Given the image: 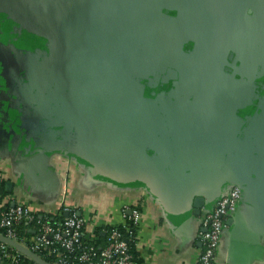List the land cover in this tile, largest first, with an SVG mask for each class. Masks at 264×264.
<instances>
[{"label": "crops", "instance_id": "crops-1", "mask_svg": "<svg viewBox=\"0 0 264 264\" xmlns=\"http://www.w3.org/2000/svg\"><path fill=\"white\" fill-rule=\"evenodd\" d=\"M194 1L207 19L198 50L214 55L197 71L180 66L189 84L175 77L152 98L132 76L129 90L111 89L125 79L102 78L98 101L76 85L86 79L87 58L83 48L76 58L66 39L71 27H84L78 13L92 5L0 0V202L29 207L38 219L31 233L46 214L68 208L64 217L82 218L84 236L104 245L97 234L138 208L141 264H199L203 208L234 180L245 192L217 264H264V25L242 3L236 18L217 0ZM251 2L264 10V0ZM44 42L50 50H39ZM197 196L206 198L200 215Z\"/></svg>", "mask_w": 264, "mask_h": 264}, {"label": "flooded vegetation", "instance_id": "flooded-vegetation-1", "mask_svg": "<svg viewBox=\"0 0 264 264\" xmlns=\"http://www.w3.org/2000/svg\"><path fill=\"white\" fill-rule=\"evenodd\" d=\"M82 1L92 5L82 10L83 14L78 13L87 22L84 27L79 26L84 34L71 27L68 34H72L66 39L67 43H74V54L83 48L81 56L87 58L80 64L87 72L86 79L80 76L76 85L82 89L104 90L101 100L106 91L102 78L125 79L124 85L111 89L129 90L132 76L140 82L144 92L154 98V94L173 87L175 77L184 84L193 79L191 75L183 77L182 70L178 71L180 66L188 72L197 71L206 66V58L214 55L207 49L198 50L197 42L199 46L201 41L198 37L204 34L199 24L207 19L202 18L194 0H104L98 5H93L91 0ZM67 43L64 49L68 48ZM201 45L207 48L204 42ZM51 47L44 42L39 50ZM76 58L81 57L77 54ZM260 84L254 89L256 99L251 116L257 111L262 95Z\"/></svg>", "mask_w": 264, "mask_h": 264}, {"label": "built area", "instance_id": "built-area-1", "mask_svg": "<svg viewBox=\"0 0 264 264\" xmlns=\"http://www.w3.org/2000/svg\"><path fill=\"white\" fill-rule=\"evenodd\" d=\"M243 199V189L239 183L230 182L227 188L217 196L213 203L203 208L200 225L202 251L199 264H217L216 254L220 239L227 223L234 217ZM68 212V208H64ZM35 214L26 205L19 203L4 205L0 202V234L18 241L17 224L31 226ZM140 220L138 208H132L130 214L120 224L110 225L105 231V244L101 247L83 240V219L68 215L61 222L51 224L47 220L36 228L37 235L28 245L18 241L31 251L38 252L48 247L62 249L58 263L54 264H133L127 237L130 226L136 227ZM18 253L9 251L7 244L0 243V262L5 259L16 261Z\"/></svg>", "mask_w": 264, "mask_h": 264}, {"label": "trees", "instance_id": "trees-1", "mask_svg": "<svg viewBox=\"0 0 264 264\" xmlns=\"http://www.w3.org/2000/svg\"><path fill=\"white\" fill-rule=\"evenodd\" d=\"M4 196H5V194H4V189H3V183L1 182L0 183V200H2ZM64 213L65 212L63 210L62 211L60 210L56 214H46L44 216L45 218H43L41 220V222L47 220L51 224H56L58 222H61L64 219ZM36 222H38V219L35 216L34 222L31 224V226L35 225ZM39 225L40 224L38 223V225H36L35 227L38 228ZM118 227H120V224ZM16 228H17V233H18V238H17L18 241H21V242L23 241L27 245L31 240H34V238L37 235V232H36V234L31 233L29 226H26L22 223L17 224ZM106 228L108 229V227H106ZM129 228H130V230H129L130 237L128 236L127 239H128V244H129V251L132 255L133 264H141L142 262L137 257V254L135 251V246H134V236L136 234L135 233L136 232L135 227L130 226ZM97 236L99 237V239L105 238V236H103L101 234H97ZM83 240H84V242L94 243L99 247L103 246L98 240L96 242L94 240L90 241L89 237L83 236ZM0 243H4V242L0 241ZM4 244L6 245V243H4ZM7 247H8L10 252L18 253L17 260L14 262L9 261L10 262L9 264H37L34 260L29 258L26 254L20 252L19 250L15 249L14 247H11L9 245H7ZM52 247H54V246H52ZM52 247H48L45 250L38 252V255H40L42 258H44L46 261H48L50 263H58V256L63 254V251H62V249L52 248Z\"/></svg>", "mask_w": 264, "mask_h": 264}, {"label": "water", "instance_id": "water-1", "mask_svg": "<svg viewBox=\"0 0 264 264\" xmlns=\"http://www.w3.org/2000/svg\"><path fill=\"white\" fill-rule=\"evenodd\" d=\"M217 3H219L220 5L224 6V7H227L229 10H228V13L231 14L233 17H238L237 13L238 12V7H237V10L235 8V6H238L241 7V3L243 4V9L244 11L251 15V16H254L258 19H260L264 25V10L262 11H259L257 8H255V4L253 2H251V0H234L233 2H225L226 3V6L223 4V2L217 0L216 1ZM207 8V7H205ZM241 9V8H240ZM76 28H78L83 34H84V29H81L78 24H76L75 26ZM74 27V29H75ZM264 29V28H263ZM263 34H264V30H263ZM96 44H98L97 41H94ZM81 46L83 47V44H81ZM104 90H100V89H90L88 92L91 93V97L92 99H95L96 100H100V95L101 93H103ZM251 125V124H249ZM226 182L230 183V182H236V183H239L243 189V195H244V192H245V186H243V184L241 182H237V181H234V180H227ZM206 199V198H205ZM204 197H201V196H197L195 197L194 199V213L197 214V215H200L201 214V209L204 205V201H205ZM203 231V229H202ZM0 241L1 242H4L6 244H8L9 246L11 247H14L15 249L19 250L20 252L26 254L29 258H31L32 260H34L37 264H54V263H50L48 261H46L44 258H42L40 255H38L37 253L31 251L30 249H28L27 247H25L24 245L20 244L18 241H16L15 239H12L10 237H7V236H4L2 234H0Z\"/></svg>", "mask_w": 264, "mask_h": 264}]
</instances>
